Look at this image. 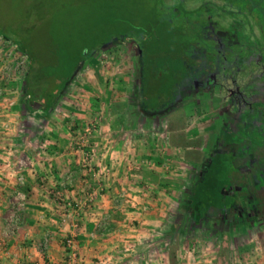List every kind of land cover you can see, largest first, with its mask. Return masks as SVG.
Listing matches in <instances>:
<instances>
[{"label": "crops", "instance_id": "1", "mask_svg": "<svg viewBox=\"0 0 264 264\" xmlns=\"http://www.w3.org/2000/svg\"><path fill=\"white\" fill-rule=\"evenodd\" d=\"M79 70L49 113L31 116L22 107L23 75L0 101V264H264V184L253 171L260 160L247 145L228 142L236 118L176 108L190 98L143 114L135 73L137 92L120 98L124 106L104 116L99 101L87 112V77L80 80ZM207 80L192 87L207 89ZM126 115L136 122L121 123ZM93 121L100 128L85 150L90 171L80 140ZM225 153L239 154L244 170L240 182L225 176L229 185L221 187ZM104 165L100 183L95 172ZM20 176L28 200L7 236Z\"/></svg>", "mask_w": 264, "mask_h": 264}, {"label": "rangeland", "instance_id": "2", "mask_svg": "<svg viewBox=\"0 0 264 264\" xmlns=\"http://www.w3.org/2000/svg\"><path fill=\"white\" fill-rule=\"evenodd\" d=\"M108 1L109 0H0V33L7 35L17 34L16 36L21 37L25 35L28 36L30 32L32 35L31 40L29 37L28 38L30 42L35 45V49H44L48 43V41H45L46 36H48L51 30L58 33H71L74 34L75 37L79 35L77 36L79 37L78 43L76 44L77 49L74 48V52L81 50L80 52H83V54L87 52L89 56H87L88 58L82 63L81 66L83 67L80 70L78 69V74L81 72V78L79 77L80 80L87 77V112L90 107L98 105L100 101V105H102V108L105 110L102 114L104 116L107 113L106 111L111 112L116 105H123L120 101H123L125 96L130 98L133 92L135 96L137 85L134 82L135 79L132 80L134 73L140 78L141 83L143 80L144 84L147 79L146 77L149 76L150 73L146 68H143V62L141 63V68L138 69L137 65L140 64V57L137 52L136 44L130 39L115 40L103 48H97V50L94 49L92 51L91 48H94L95 45L100 43H98V41L108 38L111 34H121L122 31L125 30V25H123V23H118V25L110 27L107 26L106 7L109 2L116 1L118 4L119 2L125 4L127 8L133 9L132 15L134 14V10H142V8L145 9L147 6H150L149 2H143V0ZM205 2H209V0H186L185 6L189 10H195ZM250 2L253 4V9L248 12L249 14H233V7L229 5L227 7V14L224 15L229 18L246 17L248 22L254 20V22H251L254 28L255 26L259 27L260 25L257 19H264V0H250ZM173 3V0H167V4L171 5ZM97 7L100 8V12ZM125 11L126 8L122 9V11L115 8L112 14L115 16L122 12L125 13ZM213 18L216 24L219 23L221 28L220 34L226 36L231 44L241 45L242 49L246 50L244 57L240 58L241 54L238 52L237 48L226 46L225 42L218 41L211 33L210 36L207 37L208 34L203 30L204 28L199 27V31L192 36L198 43L193 44L196 48L192 46L193 48L191 51L194 50L192 54H195L196 59L203 65L206 63L207 68L210 69L205 72L210 73H204L205 75L201 78H208V84L206 86L208 88L204 89V87L201 88V86L194 87L190 89V93L187 94L184 92L185 88L181 89L183 88V82H181L182 75L179 74L178 78L180 80V85H175L173 87L169 86L166 89L168 94L163 93L161 95L156 88L153 90L151 88L148 98H150L149 102L152 105H148L155 111L160 110L161 107H164L170 101L179 100L177 95L183 91V97L179 101H182L183 98H190V100L186 102L187 106L185 107L181 103L178 104L176 107L178 110L184 109L188 111L187 113H191V115H193V113L200 114L205 109H218L219 113H223V115L232 114L236 119L234 120L233 126L230 125V123H228V125L229 127H235L237 125V129L236 132L234 131V133L231 134L228 142L232 141L233 145L238 146L243 144L247 145L246 153H252L255 158H257L256 155L258 154L260 163L256 166H250H253V171L259 169V172H257L258 180L261 182V185H263L264 174L262 175L260 172L263 171L264 173V106L254 107V105L264 102V49H262V52L258 50L255 55L250 54L248 50L253 52L256 48V36L254 34L249 32V30H247V34H244L242 29L237 25V22L233 19L219 17L217 14H215ZM181 23L183 24V22ZM181 23H179V30L176 31L179 36L187 32L184 31L186 28L183 27ZM33 26H36V29L31 30ZM21 29L24 31L22 35L21 32H18V30ZM217 29V25H215L214 28L211 26L210 31L213 32V30L216 31ZM25 38L26 37H24V39ZM170 39L172 40V35L165 40L166 44L170 42ZM134 40L137 39L134 38ZM260 40L264 42V37L260 36ZM0 41V57L1 55L3 56L2 62L10 64L13 58H10L9 53L6 51L8 46L6 45V49H4V45L2 44L3 40ZM9 47H11V45H9ZM9 50L11 53L14 52L11 48H9L8 51ZM258 53H261L263 60L257 57ZM190 54L191 52H188V50L184 48L182 52L178 53V56H180L178 60L185 62V59ZM204 55L205 57L207 56V59L203 58ZM220 56L224 57L221 61L219 59ZM50 58H53V56ZM187 60L188 59H186V61ZM156 61H158V64H163L167 61V58L161 57ZM153 62H155V60H153ZM184 62H180L181 67L187 64ZM178 64L169 63L167 65L169 72H180L183 68H180ZM48 67L49 71H46L49 75L48 85L57 84L59 80V78H57L58 71L55 73V71L53 72L54 69L52 66ZM184 68L186 69V66ZM204 69H206L205 66ZM195 73L198 75L199 72L196 70ZM25 75L26 73L23 74V77H25ZM135 85L136 87H134ZM119 95H122V97ZM53 96L55 95L53 94ZM120 98H123V100ZM142 98L144 99L146 97L142 96ZM216 103L218 105L215 106ZM124 118V121L121 123H132L133 120L136 122L135 119H131L130 115H126ZM206 121L207 120L202 121L204 122L203 124H205ZM92 123L96 122L93 121ZM92 123L89 122L87 126ZM97 124L98 126L93 135L99 132V123ZM114 138L115 137H113V139ZM201 139L204 140L203 138H200V140ZM90 141L89 138L87 139V143L84 144L80 140V148L85 152V163L88 164L90 163L87 161V153H90L91 156L89 159L93 161L92 153L90 151H85L87 150L86 148L90 146ZM207 141H213V137H209L208 135ZM112 143V140H109V145H112ZM110 147L112 148V146ZM221 157L220 164L224 168H222V172H219L217 177V182H219L220 186H224L226 180L227 185H229L228 179H225V176L226 178L229 176V181L232 184L233 182H240L238 179L241 177V172L244 170L241 156L239 154L225 153L221 155ZM217 164H219V162ZM88 167L90 168L89 165ZM261 168L262 170H260ZM262 187H264V185ZM18 188H22V191L28 196L25 185H19Z\"/></svg>", "mask_w": 264, "mask_h": 264}, {"label": "trees", "instance_id": "3", "mask_svg": "<svg viewBox=\"0 0 264 264\" xmlns=\"http://www.w3.org/2000/svg\"><path fill=\"white\" fill-rule=\"evenodd\" d=\"M173 1L174 3L169 5L167 4V0H143V2H149L150 6H147L145 9L142 8V10H134L133 15V9L127 8L125 4L120 2L118 4L116 1L109 2L106 7L107 26L110 27L118 25V23H123V25H125V30H123L121 34L109 35L108 38L98 41V43H100L95 45L94 48H91L92 51L94 49L97 50V48H103L115 40L125 39H130L136 44L137 52L140 57L139 69L141 68V63L143 62V68H146L150 72L149 76L146 77L147 79L145 84L143 80L141 83L140 78H138L140 87L139 108L143 114H145V112L160 113L166 111L171 107H175L179 100L183 97V91H181V93H179V91V94L177 95L179 100H175L173 102L170 101L167 105L161 107V111H155L148 105H152L149 102L150 98H148L151 88L152 90L156 88L161 95L163 93L168 94L166 89L169 86L173 87L175 85H180V80L178 78V75L180 74L182 75L181 82H183V88L181 89L185 88L184 92L189 94L190 89L193 88L192 86L198 83L203 75L210 73H205L209 69L207 68V64H201V62L196 59L195 54H192L194 50L191 51L193 47L196 48V46H193V44L198 43V41L192 36L194 33L199 31V27L204 28L203 30H205V32L208 34L207 37H209L211 33L217 38L218 41L225 42L226 46L228 45L230 48H237L238 52L241 54L240 58L244 57L246 50L242 49L241 45L239 46L238 44H231L226 36L220 34L221 28L219 23L216 24L213 18L215 14H217L219 17H227V19L235 20L244 34H247V30H249V32L256 36V48L253 52L248 50L250 54L255 55L258 50L262 52V49H264V42L260 40V36L264 37V19H257V22L260 26H255L254 28V26L251 24V22H254V20H250L248 22L246 17L243 16L229 18L228 16L224 15L227 14V7L229 5L233 7V14H249L248 12L253 9V4L250 2V0H209V2L203 3L195 10H189L186 8V0ZM115 8H117L119 11H122V9L126 8V11L125 13L122 12L121 14L113 16L112 13L114 12ZM97 9L100 12V8L97 7ZM181 22H183V24ZM179 23H181L183 27L186 28L184 31H187L182 33L180 36L176 32L179 30ZM215 25L218 26V29L211 32V26L214 28ZM32 29H36V26L31 27V30ZM18 32H21V35L24 33L22 29L18 30ZM16 35L17 34L7 35L0 33V37L5 39L8 44L15 45L22 54L29 57V64L26 75L23 79L22 86V107L26 109L28 113H31V116H34V114L40 110L43 111V114L49 113L51 109L55 108L64 97V92L75 77L77 73L76 71L89 56L87 55V52L84 54L83 52H80L81 50L74 52V48L77 49L76 44L79 40V37L77 36L79 35L75 37V35L71 33H58L51 30L48 33V36H46L45 41H48V43L44 49L34 48L35 45L30 42L32 37L30 32L28 33V36H21L19 33L22 38ZM171 35L172 40L170 39V42L166 44L165 40L170 38ZM24 37L26 38L24 39ZM134 38L137 40H134ZM184 48L185 50H188V52H191V54L186 58L188 60L186 61L185 59V62L178 60L180 57L178 56V53L182 52ZM205 55L203 58L207 59V56L205 57ZM51 56H53V58H50ZM161 57L167 58V61H165L163 64H158V61L156 60ZM257 57L260 60H263L261 53H258ZM223 58L224 57L220 56V61ZM153 60H155V62H153ZM180 62L187 63L184 64L186 69L181 67ZM169 63H179L178 65L183 69L176 73L171 71L169 72L167 67ZM48 66L53 67V72L55 71L56 73L58 71L57 78H59V80L57 84L48 85L49 75L46 72L49 71ZM204 66L206 69H204ZM196 70L199 72L198 75L195 73ZM53 94L55 96H53ZM142 96H145L146 98L143 99ZM259 106H264V102L254 105V107ZM46 264L50 263L46 262Z\"/></svg>", "mask_w": 264, "mask_h": 264}, {"label": "built area", "instance_id": "4", "mask_svg": "<svg viewBox=\"0 0 264 264\" xmlns=\"http://www.w3.org/2000/svg\"><path fill=\"white\" fill-rule=\"evenodd\" d=\"M0 40L2 41V44L4 45V49H6V45L8 46L7 49L11 48L13 49L14 52H10L7 51V53H9L10 58H13L10 62V64L8 63H3L2 62V55L0 57V101H2L4 98L7 97L8 93H10V84L11 81L17 80V77L19 75H23L24 73L27 72V67H28V57L24 54H22L15 45L13 44H8L6 42L5 39H3L2 37H0ZM1 42V41H0ZM9 45H11V47H9ZM1 49V48H0ZM96 123H92L91 125H88L85 129H84V133L83 136L81 137V141L82 143H87V139L91 138L93 133L96 131V128L98 126V122L94 121ZM90 154L87 153V161L90 163V171H94L92 167V161L90 158ZM109 167L107 165L102 166V168L100 169L101 172L96 171L95 172V176L96 178L100 181V183H102L101 181L107 179V173H108ZM18 183L19 185H26V180L24 176H20L18 178ZM59 201H61L62 195L58 194L56 197ZM28 200V196L27 194L18 189L16 194H15V198L13 201V207H12V211L10 213V215L8 216L7 219V225H8V229L6 232L7 236H11L13 235L17 228H18V223H19V215L20 213L25 209L26 203ZM76 212L77 214L80 213V206H77L76 208ZM74 239L69 238L68 240H66V245L67 248L69 249V251H72L74 249ZM6 245V241L1 240L0 241V249H2L4 246ZM71 254H73V251L71 252Z\"/></svg>", "mask_w": 264, "mask_h": 264}]
</instances>
